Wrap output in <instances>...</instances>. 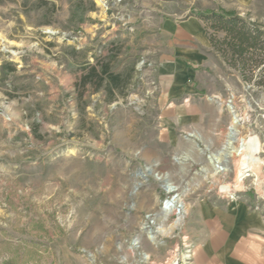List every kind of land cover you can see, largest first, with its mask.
Segmentation results:
<instances>
[{"label":"rangeland","instance_id":"rangeland-1","mask_svg":"<svg viewBox=\"0 0 264 264\" xmlns=\"http://www.w3.org/2000/svg\"><path fill=\"white\" fill-rule=\"evenodd\" d=\"M39 1L0 0V64L15 67L0 84V264H196L187 221L198 201L245 199L264 215V64L241 70L214 48L210 75L201 72L195 94L180 102L196 113L180 122L169 82L158 77L168 50L158 23L177 7L182 17L224 2ZM237 9L264 30V0ZM105 62L132 72L122 91L81 85L89 66ZM227 104L261 151L253 169L239 155L210 177ZM172 194L182 197L184 219L151 242L142 227L169 229L176 214L163 219V208Z\"/></svg>","mask_w":264,"mask_h":264},{"label":"crops","instance_id":"crops-1","mask_svg":"<svg viewBox=\"0 0 264 264\" xmlns=\"http://www.w3.org/2000/svg\"><path fill=\"white\" fill-rule=\"evenodd\" d=\"M178 1L208 2L176 0L177 4ZM221 2L225 3L222 6L225 10L242 15L237 7H249L255 0ZM201 11L194 9L181 17L177 7L157 26L166 38L168 49L160 56L158 77L169 82L166 97L171 101V113L177 115L179 122L180 115L196 113L186 102L181 105L180 102L195 94L201 72L210 75L207 65L211 55L219 56L209 40L205 22L197 15ZM210 94L219 98L216 92ZM188 214L187 231L196 264H264V215L257 205L245 199H203Z\"/></svg>","mask_w":264,"mask_h":264},{"label":"trees","instance_id":"trees-1","mask_svg":"<svg viewBox=\"0 0 264 264\" xmlns=\"http://www.w3.org/2000/svg\"><path fill=\"white\" fill-rule=\"evenodd\" d=\"M43 5L46 0H40ZM205 24L208 23L214 31H222L225 36L221 40H216L214 35H210L207 28V34L213 47L225 55L230 52V58L234 66L244 70L247 65L253 66L264 64V57L258 60L255 58V52H264V30L258 25L247 22L234 11L218 9L206 10L197 13ZM15 67L12 63L0 64V84L3 83L7 75L12 73ZM132 72H127L124 76L121 73H115L110 70L108 62L102 63L99 69L96 66H89L87 72L81 78V85L88 82L94 83L96 88L105 86L109 94L115 90L122 91L126 86L127 79L132 76Z\"/></svg>","mask_w":264,"mask_h":264},{"label":"bare ground","instance_id":"bare-ground-1","mask_svg":"<svg viewBox=\"0 0 264 264\" xmlns=\"http://www.w3.org/2000/svg\"><path fill=\"white\" fill-rule=\"evenodd\" d=\"M229 112L231 113V120L227 127L225 141L222 146V149L216 153H210L208 156V162L212 166V172L209 174L210 177H215L218 173H225L227 171V158H231L234 156H241V165L243 168L249 167L251 169L255 166V159L260 150V141L257 135H247L243 136L240 134V130L238 128L241 123V117L234 110L232 105L227 104ZM192 137H198V135L194 132L189 133ZM261 151V150H260ZM158 178H161L160 175H157ZM257 178V177H256ZM166 190L169 193H175L177 188L172 186L171 184H167ZM163 210L165 211V217L170 213L176 214V220L169 227V229H163L162 226L158 223L155 224V229L150 231V228L147 226L142 227V230L145 232L146 237L151 242L157 241V235L159 234H167L172 229L176 228L178 225L182 223L184 216L187 212L185 204L182 200L181 195L175 194L165 201ZM139 241V238H135V244ZM148 255L145 253L144 258H147ZM124 260V259H123ZM175 264V261L172 263Z\"/></svg>","mask_w":264,"mask_h":264},{"label":"water","instance_id":"water-1","mask_svg":"<svg viewBox=\"0 0 264 264\" xmlns=\"http://www.w3.org/2000/svg\"><path fill=\"white\" fill-rule=\"evenodd\" d=\"M230 105V104H229Z\"/></svg>","mask_w":264,"mask_h":264}]
</instances>
